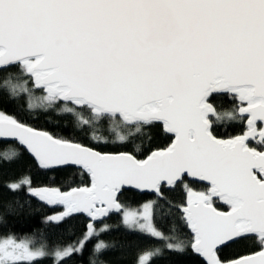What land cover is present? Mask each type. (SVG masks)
I'll return each instance as SVG.
<instances>
[{
  "label": "snow or ice",
  "instance_id": "snow-or-ice-1",
  "mask_svg": "<svg viewBox=\"0 0 264 264\" xmlns=\"http://www.w3.org/2000/svg\"><path fill=\"white\" fill-rule=\"evenodd\" d=\"M13 68L27 79L10 74L2 87L11 99L26 95L28 111L40 89L41 107L62 105L60 113L79 127L110 122L113 143L160 125L172 140L138 159L37 130L0 110V139L18 142L42 170L76 168L86 180L62 191L34 187L24 175L6 187L62 207L45 224L89 217L79 240L56 244L51 253L28 238L0 237V264H36L49 255L66 264L93 239L91 264H97L95 257L111 247L101 236L111 231L106 218L114 213L129 231L163 241L169 251L190 247L204 264H264V0H0V69ZM220 94L235 102L231 110L217 108ZM225 121L243 125L242 134L218 138L214 125ZM91 139L109 143L95 134ZM190 179L205 182L204 189L195 190ZM125 186L153 192L169 211L177 209L191 241L155 226L157 201L125 206ZM179 189L185 199L174 205L164 190ZM242 240L258 250L222 257L224 246ZM162 254L150 248L137 264Z\"/></svg>",
  "mask_w": 264,
  "mask_h": 264
},
{
  "label": "trees",
  "instance_id": "trees-1",
  "mask_svg": "<svg viewBox=\"0 0 264 264\" xmlns=\"http://www.w3.org/2000/svg\"><path fill=\"white\" fill-rule=\"evenodd\" d=\"M15 81L20 77L19 69L13 68L11 72L0 71V110L8 114L18 115L23 122L31 127L42 131H48L53 135L68 139L74 142L83 143L89 147H94L102 152H131L138 159H143L156 148L165 147L171 143L172 137L162 132V125L145 128L143 135L129 137L126 144L113 143L115 134L109 129L110 122H102L98 126L83 128L77 126L76 120L68 115L60 113L62 105L51 108L41 107L45 102L42 97L45 93L42 90L34 89L31 102L36 106L32 111H28V97L19 95L17 99H11L4 91L2 84L9 75ZM21 80L27 79L20 77ZM28 87L32 85L29 82ZM217 108L221 111H229L235 106V102L229 99L227 94L219 95L215 101ZM214 134L220 139L240 135L243 125L239 122L225 121L214 125ZM95 134L109 141L106 145H98L91 137ZM139 146V151H137ZM13 151L19 155L12 160H6L5 154ZM24 175H29L34 187H59L62 191L71 187L83 186L85 178L76 168L68 171L50 170L45 171L37 167L35 161L15 142L0 141V237L12 235L17 239L28 238L34 242V246L47 244V250L51 253L56 244L64 245L77 241L87 230L89 220L82 215L73 216L60 225L45 224V217L51 216L62 209L52 208L35 198L27 195L26 190L17 192L10 191L6 185L11 181H16ZM195 190H203L205 185L189 181ZM164 196L174 205L184 202L185 193L183 189L168 191L164 190ZM121 202L131 209H138L148 201H157L153 222L155 226L165 235L174 236L177 240L190 242L192 234L188 226L181 218L180 212L173 208L169 211L168 205L163 199L157 200V196L140 194L133 190L124 191L120 196ZM12 207L8 208L7 205ZM220 210H227L226 206L218 205ZM111 231L101 236L111 247L108 251L95 257L97 264H137L138 255L150 248L159 247L162 255L154 258L150 264H204V261L196 255L189 247L184 253L169 251L163 241L151 239L137 232L129 231L122 223L121 214H112L107 219ZM175 229V231H173ZM96 240L86 243L81 253H74L67 259L66 264H91L93 248ZM258 250L254 248L251 241L242 240L240 244L226 246L221 255L223 258H234ZM36 264H55L52 255L48 258L37 261ZM64 264V262H62Z\"/></svg>",
  "mask_w": 264,
  "mask_h": 264
},
{
  "label": "water",
  "instance_id": "water-1",
  "mask_svg": "<svg viewBox=\"0 0 264 264\" xmlns=\"http://www.w3.org/2000/svg\"><path fill=\"white\" fill-rule=\"evenodd\" d=\"M2 69H0V71H1ZM36 90H40V89H36ZM215 95V94H214ZM220 95H222V94H220ZM158 124H159V122H157ZM38 130V129H37ZM42 131V130H41ZM167 135H169L170 136V134H167ZM0 141H5V142H15V143H17L22 149H24L25 151H26V149L22 146V145H20L18 142H16V141H14V140H4V139H0ZM27 152V151H26ZM28 153V152H27ZM28 155L30 156V154L28 153ZM31 157V156H30ZM32 158V157H31ZM33 159V158H32ZM34 160V159H33ZM42 170V169H41ZM189 181H192V182H196V181H193V180H189ZM196 183H199V184H204L205 185V182H196ZM128 190H133V191H135V192H137V193H140V194H149V195H153V196H157L155 193H153V192H150V191H147V190H144V191H142V190H138V189H135V188H133V187H131V186H125V188L123 189V191H122V193L124 192V191H128ZM36 199V198H35ZM49 207H52V206H49ZM52 208H58V209H62V207H60V206H57V207H52ZM114 214H119V213H114ZM77 215H82V216H84L85 218H87L88 220H89V217L86 215V214H84V213H79V214H74V216H77ZM112 215V214H111ZM107 219V218H106ZM189 231H190V229H189ZM191 232V231H190ZM192 234V233H191ZM224 247H226V246H224ZM197 255V254H196ZM201 258V257H200ZM202 259V258H201ZM203 260V259H202Z\"/></svg>",
  "mask_w": 264,
  "mask_h": 264
},
{
  "label": "rangeland",
  "instance_id": "rangeland-1",
  "mask_svg": "<svg viewBox=\"0 0 264 264\" xmlns=\"http://www.w3.org/2000/svg\"><path fill=\"white\" fill-rule=\"evenodd\" d=\"M149 202V201H148ZM147 203V202H146ZM145 204V203H144ZM138 209H140V208H138Z\"/></svg>",
  "mask_w": 264,
  "mask_h": 264
}]
</instances>
